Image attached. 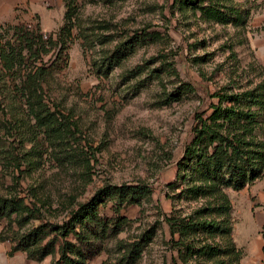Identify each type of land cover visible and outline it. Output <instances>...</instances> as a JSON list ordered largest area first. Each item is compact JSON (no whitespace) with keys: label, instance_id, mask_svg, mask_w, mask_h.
<instances>
[{"label":"rangeland","instance_id":"obj_1","mask_svg":"<svg viewBox=\"0 0 264 264\" xmlns=\"http://www.w3.org/2000/svg\"><path fill=\"white\" fill-rule=\"evenodd\" d=\"M196 1L217 3L227 13L233 8L244 21L210 20L187 0H0V25H38L55 42L68 7L73 24L67 66L45 87L53 128L33 127L25 108L7 113L0 105V197H21L41 219L62 222L107 184L151 190L120 208L127 223L90 264L118 260L119 246L151 226L155 234L135 264H264V177L242 190L196 196L192 189L201 183L184 166L196 115L219 96L264 81V0ZM142 32L152 34L106 71L103 58ZM54 50L42 62H50ZM136 67L141 71L133 72ZM177 88L181 97L169 101ZM204 221L223 229H204ZM38 223L18 228L0 220V232L8 227L5 234H19ZM10 246L0 241V264L52 259L10 256ZM208 248L220 253H197Z\"/></svg>","mask_w":264,"mask_h":264},{"label":"trees","instance_id":"obj_2","mask_svg":"<svg viewBox=\"0 0 264 264\" xmlns=\"http://www.w3.org/2000/svg\"><path fill=\"white\" fill-rule=\"evenodd\" d=\"M187 2L201 9L210 20L235 26L244 21L241 13L233 11V8L227 13L218 8L217 3L203 7L197 6L196 0ZM71 17L68 7L64 25L55 42L52 38L47 40L38 25H0V105L8 109L7 113L14 112L18 106L25 108L31 113L29 118L34 121L33 127L53 128L54 118L47 110L45 87L49 79L67 66L73 30ZM151 34L142 32L117 44L103 58L106 71L119 64L138 41ZM53 50L50 62H42V56ZM139 68L133 72H140ZM184 86L192 90L187 84ZM180 90L177 88L168 94V100H178ZM196 119L193 138L185 149L184 164L201 183L192 189L196 196L225 188L242 190L264 177V81L251 90L219 96V101L210 102L206 110L196 115ZM150 192L144 184H107L87 202L78 205L62 222L41 219L40 210L30 207L21 197H0V220H8L7 226L14 224L20 228L31 219L39 221L19 234L14 230L5 234L8 227H4L0 241H9L10 256L23 252L27 259L38 262L51 257L48 264H90L93 257L102 251L104 242L116 237L127 223V218L120 214V208L138 204ZM109 201L114 202L111 205L112 216L105 213ZM191 225L186 224L185 227L190 229ZM199 226L215 231L223 229L214 222H200ZM154 234L155 227L151 226L136 240L120 245L123 254L107 264H135ZM199 252L214 258L220 250L208 248Z\"/></svg>","mask_w":264,"mask_h":264},{"label":"built area","instance_id":"obj_3","mask_svg":"<svg viewBox=\"0 0 264 264\" xmlns=\"http://www.w3.org/2000/svg\"><path fill=\"white\" fill-rule=\"evenodd\" d=\"M44 37H46L45 34H44Z\"/></svg>","mask_w":264,"mask_h":264},{"label":"crops","instance_id":"obj_4","mask_svg":"<svg viewBox=\"0 0 264 264\" xmlns=\"http://www.w3.org/2000/svg\"><path fill=\"white\" fill-rule=\"evenodd\" d=\"M2 7V6H1ZM1 7H0V9H1Z\"/></svg>","mask_w":264,"mask_h":264}]
</instances>
